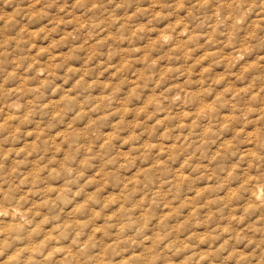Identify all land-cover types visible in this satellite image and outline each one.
Listing matches in <instances>:
<instances>
[{
	"label": "clouds",
	"instance_id": "obj_1",
	"mask_svg": "<svg viewBox=\"0 0 264 264\" xmlns=\"http://www.w3.org/2000/svg\"><path fill=\"white\" fill-rule=\"evenodd\" d=\"M0 264H264V0H0Z\"/></svg>",
	"mask_w": 264,
	"mask_h": 264
}]
</instances>
